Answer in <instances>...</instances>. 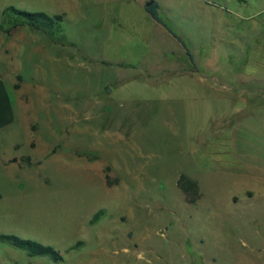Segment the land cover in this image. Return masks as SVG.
I'll use <instances>...</instances> for the list:
<instances>
[{"label": "rangeland", "instance_id": "374dc122", "mask_svg": "<svg viewBox=\"0 0 264 264\" xmlns=\"http://www.w3.org/2000/svg\"><path fill=\"white\" fill-rule=\"evenodd\" d=\"M147 1L0 0L2 30L8 6L64 16L52 40L31 28L17 122L0 133V234L62 260L0 244V264H264V0H155L193 58L171 37L169 72L138 86L104 62V26L146 28ZM135 42L120 51L135 59ZM195 73L205 91L169 85ZM239 80L249 89H225Z\"/></svg>", "mask_w": 264, "mask_h": 264}, {"label": "crops", "instance_id": "0c3cea01", "mask_svg": "<svg viewBox=\"0 0 264 264\" xmlns=\"http://www.w3.org/2000/svg\"><path fill=\"white\" fill-rule=\"evenodd\" d=\"M141 8L144 10V7ZM141 14L144 15L143 20H146L147 22L146 28L144 27L142 29L139 28L137 23H132L128 26L124 25L121 20H110L109 23L105 21V50L107 54L109 53L111 55L108 54L104 59V62L115 67L119 66L120 80L125 82L130 80L129 84L135 82L138 86H146V84L139 82V80L142 79L144 81H149L152 78L150 76H160L161 74L165 75L170 70L168 67H166L169 65L166 55L169 49L168 46L165 45L166 41L170 42L171 45L175 47H177V45H175V43L171 40V34H169L167 30L160 24L156 23L145 12V10ZM225 25L227 26L229 24ZM21 27L23 28H21L22 31L20 33L14 30L10 35H6L0 31V133L3 132L4 134H6L8 130H10L11 127L17 122L14 105L15 102L18 104L16 99L17 94L15 92V76L25 75L26 69L24 68L23 61H26L25 58L26 56H29L28 52L30 50V46L26 45V43H31L32 38L31 28L26 25ZM230 27L233 28L232 32H234V26L231 25ZM21 33L28 34L29 36H22ZM238 38L239 35H235L234 41H236ZM135 40H140L143 46V51L140 55H138L137 50L130 48V51L128 50L127 52L131 54L133 53L134 57L132 58H135L131 59L125 52L120 50L129 46H135L137 44ZM237 43L238 44L236 48H238L240 44L239 41H237ZM179 45L182 47L180 43ZM137 59L138 61H136ZM157 62L164 63V66L162 68H158V70L152 69L151 66ZM139 66L143 68L142 71L144 75L142 77L136 76L134 78L132 77V74L124 72L125 69H128L132 72L136 71L133 70V67L137 69ZM125 75H127L128 78H124ZM177 80H185V89H189L193 81H196L197 84L200 85L202 91L203 89L204 91L206 89L204 79L198 77L196 73L177 76L173 79V81H171L169 85H172L173 82ZM240 82H243V84H240ZM235 85H241L245 89H249L250 87L245 80L235 81V84L230 88H225L223 84L222 87L226 90H232L234 89L233 87ZM203 94L205 93L203 92ZM14 148H17L16 144ZM7 160L9 159H5V161H3L2 167H9V165L6 164ZM2 196L3 195L0 193V200L3 198Z\"/></svg>", "mask_w": 264, "mask_h": 264}, {"label": "trees", "instance_id": "16d2710c", "mask_svg": "<svg viewBox=\"0 0 264 264\" xmlns=\"http://www.w3.org/2000/svg\"><path fill=\"white\" fill-rule=\"evenodd\" d=\"M145 12L158 24L164 27L171 36L181 44L187 57L192 60V55L187 49V46L182 39L169 27L159 13V6L156 1L152 5L144 6ZM63 14L48 15L44 12H28L17 9L13 6H8L2 11L3 20H8L10 27L6 30L0 31L9 34L11 30L19 26H29L35 31L41 32L52 40L53 37L63 32ZM24 160L29 161V158ZM107 179V178H106ZM177 186L184 192L189 193L195 188V184L188 180L185 175H180L177 179ZM102 215V211H98L90 220V224H95L99 217ZM0 244H7L16 249L22 250L29 257H47L53 262H59L62 260V256L50 246L41 245L35 241L23 239L11 234H0ZM73 249V248H71Z\"/></svg>", "mask_w": 264, "mask_h": 264}, {"label": "water", "instance_id": "95a60500", "mask_svg": "<svg viewBox=\"0 0 264 264\" xmlns=\"http://www.w3.org/2000/svg\"><path fill=\"white\" fill-rule=\"evenodd\" d=\"M153 2H154V0H149V1H147V2L145 3V6L148 7V6L152 5ZM15 161H16V159H13V160H12V162H15Z\"/></svg>", "mask_w": 264, "mask_h": 264}]
</instances>
